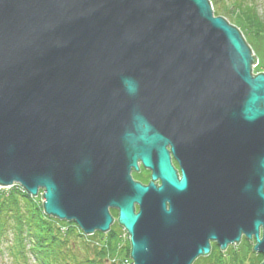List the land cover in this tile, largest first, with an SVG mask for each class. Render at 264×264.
<instances>
[{"label":"water","instance_id":"1","mask_svg":"<svg viewBox=\"0 0 264 264\" xmlns=\"http://www.w3.org/2000/svg\"><path fill=\"white\" fill-rule=\"evenodd\" d=\"M256 60L209 0H0V188L41 190L43 213L85 235L116 210L132 264H192L241 234L264 255ZM193 144L228 166L218 202L170 166L166 145Z\"/></svg>","mask_w":264,"mask_h":264},{"label":"trees","instance_id":"2","mask_svg":"<svg viewBox=\"0 0 264 264\" xmlns=\"http://www.w3.org/2000/svg\"><path fill=\"white\" fill-rule=\"evenodd\" d=\"M234 7V13L264 35V22L251 6L234 3ZM114 224L121 228L116 218ZM63 226L61 220L44 214L36 198L20 186L0 190V264H6L3 259L7 264H121L118 257H109L119 252L114 232L109 234L106 246L100 247L76 225L67 230ZM192 264H213V260L207 255Z\"/></svg>","mask_w":264,"mask_h":264},{"label":"rangeland","instance_id":"3","mask_svg":"<svg viewBox=\"0 0 264 264\" xmlns=\"http://www.w3.org/2000/svg\"><path fill=\"white\" fill-rule=\"evenodd\" d=\"M209 2L212 6L213 15L221 16L229 24L237 27L240 30L246 43L251 48L252 53L256 56L257 61L252 66L251 72L254 74H256L257 72H264V35L258 33V31L255 29L256 26L247 23L246 20L243 19V17L236 14L237 12L234 13V11H236L234 3H245L251 6L254 9L258 19L264 22V0H209ZM10 188L11 187L0 188V190H8ZM39 193L42 194V191L39 190ZM39 193L36 197L33 198H36L39 206L42 208L43 199L42 195H39ZM113 215L115 216L114 212ZM61 221L62 223H64V230L70 229V227L74 224V222H68L65 220ZM113 232L117 238L119 252H117L116 256L112 255L109 257H118L121 264H132V261L129 257L128 235L122 228H119L116 224L112 225L106 234L95 231L93 233V236L86 235L85 237L89 238L92 243L99 244V246L101 247L103 245L106 246L109 234H112ZM103 236H105L106 238L103 239ZM253 245V240H251V243L249 241H244L243 243L237 245L235 244L229 247L228 252H221L217 245H213L210 256L212 257L213 264H260V262L264 259V255L253 252L251 249ZM3 262L7 264L8 261L6 259H3ZM105 263H107V260L105 261Z\"/></svg>","mask_w":264,"mask_h":264},{"label":"flooded vegetation","instance_id":"4","mask_svg":"<svg viewBox=\"0 0 264 264\" xmlns=\"http://www.w3.org/2000/svg\"><path fill=\"white\" fill-rule=\"evenodd\" d=\"M203 144L208 145L206 143ZM165 149L168 153L169 163L174 171L176 179L180 180L183 175L186 177L194 198L200 195L205 196L206 199H209L210 197L212 202H218L220 200V196L228 193L230 184L229 170L222 156H220L219 160L217 149L198 146L196 144H193L192 147H190L188 154H186L181 148H176L175 153H172L169 145H166ZM222 153L223 150L221 151V155ZM136 165V169L130 170L129 174L131 179L141 185H147L150 181V170L143 167L140 161H137ZM154 184L159 185L160 181L156 179ZM223 198L224 197L222 196L221 200ZM114 211L116 210L109 209L113 220L112 225H114L115 222V216L113 215ZM251 240H253V238ZM251 240H247L244 235L241 234L239 242L236 243V245L243 243L244 241ZM213 245H217V243L215 241H209L210 248L208 255L211 254ZM231 246V244H228L221 252H228V248Z\"/></svg>","mask_w":264,"mask_h":264},{"label":"bare ground","instance_id":"5","mask_svg":"<svg viewBox=\"0 0 264 264\" xmlns=\"http://www.w3.org/2000/svg\"><path fill=\"white\" fill-rule=\"evenodd\" d=\"M38 193H39V191H38Z\"/></svg>","mask_w":264,"mask_h":264}]
</instances>
